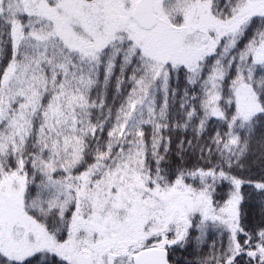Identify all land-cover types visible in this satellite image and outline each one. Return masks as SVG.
Returning a JSON list of instances; mask_svg holds the SVG:
<instances>
[{
    "label": "snow or ice",
    "instance_id": "1",
    "mask_svg": "<svg viewBox=\"0 0 264 264\" xmlns=\"http://www.w3.org/2000/svg\"><path fill=\"white\" fill-rule=\"evenodd\" d=\"M0 264H264V0H0Z\"/></svg>",
    "mask_w": 264,
    "mask_h": 264
}]
</instances>
